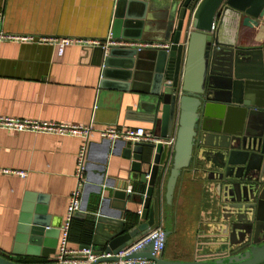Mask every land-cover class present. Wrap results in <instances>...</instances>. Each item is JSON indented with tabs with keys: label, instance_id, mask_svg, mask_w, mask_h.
Returning <instances> with one entry per match:
<instances>
[{
	"label": "water",
	"instance_id": "95a60500",
	"mask_svg": "<svg viewBox=\"0 0 264 264\" xmlns=\"http://www.w3.org/2000/svg\"><path fill=\"white\" fill-rule=\"evenodd\" d=\"M263 15L264 0H117L112 39L171 42L169 48H86L102 65L101 89L122 94L123 110L130 108L122 116L120 112L116 125L144 128L158 142L104 140L103 163L110 154L131 160L133 185L116 188L101 168L94 192L98 206L84 217L93 222L85 257L96 260L78 264H264ZM187 171L208 174L206 180L213 183L217 202L212 222L218 229L210 243L216 247L200 249L195 261H169L163 252L154 255L151 241L119 257L157 229L163 213L167 243L177 187ZM103 186L110 189L109 196L104 197ZM88 197L85 190V212ZM46 199L39 197L40 206H24L17 244L11 254L0 255V264H24L17 260L31 256L47 260L39 264H61L48 260L57 255L61 231L52 226ZM114 200H129L138 209L124 215V207L112 206Z\"/></svg>",
	"mask_w": 264,
	"mask_h": 264
},
{
	"label": "crops",
	"instance_id": "0c3cea01",
	"mask_svg": "<svg viewBox=\"0 0 264 264\" xmlns=\"http://www.w3.org/2000/svg\"><path fill=\"white\" fill-rule=\"evenodd\" d=\"M116 4L117 0H0L2 31L10 36L34 38L33 42L26 43L0 42V116L72 125L94 123L99 129L118 126L120 112L122 116L130 108L126 109L125 100L121 105L122 94L101 89L105 81L103 68L92 49L71 45L60 56L58 47L49 41L81 39L105 44L112 35ZM260 21L264 24V15ZM243 31L250 35L255 33L250 29ZM116 104L120 108L117 109ZM126 123L148 126L130 120ZM81 145V139L76 137L0 129L1 255L13 252L23 208L32 203L40 206L39 197L47 198L45 205L52 226L61 231L71 195L78 188L76 174ZM105 149L104 140L95 134L88 156L89 186L83 190V196L85 190L88 192L89 203L86 212L81 206L75 219L82 220L97 208L100 198L94 192L102 167L105 177L115 181L116 188L133 185L131 160L121 154H110L103 163ZM207 176L199 171H187L180 178L174 201L173 230L163 251L164 259L191 262L198 258L200 249L216 247L210 241L218 229L212 222L217 201L213 183L206 180ZM103 187L104 197L109 196L110 189ZM112 206L124 207V215L126 210L138 209L129 200H114ZM165 216L163 213L160 222L163 228ZM84 247L78 222L68 249L80 251ZM55 258L51 256L48 260L54 262ZM27 259L46 260L39 256Z\"/></svg>",
	"mask_w": 264,
	"mask_h": 264
},
{
	"label": "built area",
	"instance_id": "2783aa9c",
	"mask_svg": "<svg viewBox=\"0 0 264 264\" xmlns=\"http://www.w3.org/2000/svg\"><path fill=\"white\" fill-rule=\"evenodd\" d=\"M2 41H15V42H33L32 37L22 36H10L5 34L0 28V42ZM48 41V40H43ZM50 42L54 43L58 47V55L62 56L65 49L71 45L80 46H119L126 48H134L137 51L145 49H163L169 48L170 44L144 42L137 40H114L111 37L106 41L105 44L85 41L81 39H51ZM0 129L11 132H27L32 134H47L55 135L59 137H76L81 139L82 145L78 154V169L76 177L78 179V188L72 193L70 198V205L67 210L66 221L61 229V236L59 240L58 253L56 255V263L61 264H78V263H92L96 260L95 256L85 257L86 254H90L89 250L81 249L80 251H71L68 249L69 242V229L71 221L75 218L76 213L82 206L83 190L87 185V169H88V156L90 150V144L95 134L103 140H126L133 143H149L158 142L156 137L151 131L145 130L144 128H127L119 126H106L102 128H96L94 123L89 125H72L55 122H45L29 119H15L10 117L0 116ZM20 176H24V173H19ZM151 241H154V255L158 257L165 249V231L162 226L151 231L147 235L138 239L134 244L129 246L127 250L122 252L119 257L130 255L143 249ZM150 264L151 262L146 260L136 261H118L112 263L103 264Z\"/></svg>",
	"mask_w": 264,
	"mask_h": 264
},
{
	"label": "trees",
	"instance_id": "16d2710c",
	"mask_svg": "<svg viewBox=\"0 0 264 264\" xmlns=\"http://www.w3.org/2000/svg\"><path fill=\"white\" fill-rule=\"evenodd\" d=\"M94 209L95 208H93L92 211ZM129 216H130V218L131 217L133 218V222L136 220L135 215L134 216L129 215ZM78 222L80 223V241H81L83 246H88L91 244V241H92L93 222L91 219H88L87 217L82 219V220H80V219L78 220L75 218L72 219L70 229H69V241L73 237L74 225L77 224ZM132 225H133V223H131L130 226H128V227H131ZM17 262L24 263V264H37V263H46L47 261L46 260H39V261L37 260V262H36V260H29V259L28 260H22V259H20V260H17Z\"/></svg>",
	"mask_w": 264,
	"mask_h": 264
}]
</instances>
